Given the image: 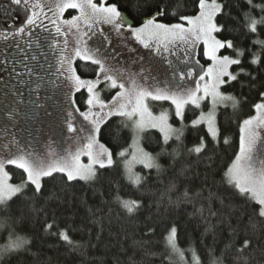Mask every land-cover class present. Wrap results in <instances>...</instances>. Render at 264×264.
I'll return each mask as SVG.
<instances>
[{"label":"snow or ice","instance_id":"1","mask_svg":"<svg viewBox=\"0 0 264 264\" xmlns=\"http://www.w3.org/2000/svg\"><path fill=\"white\" fill-rule=\"evenodd\" d=\"M190 3V13L185 8L177 14L168 10L170 5L165 0H137L130 5V11L125 10L129 5L122 6L119 0H11L27 14L26 26L40 21L45 30L54 29L53 40L65 38L56 73L63 77L62 87L68 89L67 132L75 134L71 138L79 147L45 162L37 155L33 139H18L17 133L5 127L0 136V152L4 154L0 156V229H8L9 238L0 247V259L30 251L31 239L15 233V226L25 219L26 208L33 214L43 211L44 232L56 236L70 251L86 248L85 243L73 239L70 233L76 229L71 224L60 227L55 208L51 221L47 219L50 202L56 208L65 203L66 189L49 188L56 179L66 188L83 182L99 196V204L88 209L97 223L105 215L118 212L140 230L142 239L135 240L134 245L143 255L139 260L129 256L128 264H143L144 258L157 255L144 246L164 222L168 208L180 203L192 205L194 214L206 225L205 235L211 233L214 240L228 239L211 264H251L257 251L264 252V91L258 92V102L251 105L254 114L236 121L238 145L230 164L223 169L218 165L220 149L230 144L227 136L222 138V120L231 119L220 109L231 108L235 113L247 100L243 90L255 89L258 76L264 73V38L258 31L264 30V4L253 0H243L244 7L241 0ZM256 9L259 18L253 15ZM68 10H76L77 14L65 19ZM166 16L175 17L176 22H162ZM228 20H233L236 27L230 28ZM62 26L74 30L77 36L71 57L64 54L69 32ZM237 28L243 29L242 35L259 49L248 48L247 61L245 48L234 42ZM18 33L24 34L25 27H20ZM113 33L147 50V56L134 61L141 64V70L128 73L127 78L120 54L110 39ZM98 34L105 43L93 40ZM124 47L129 52L137 51L128 43ZM167 54L177 56L179 63L168 59ZM76 58L95 66L93 79H82L77 74ZM201 58L206 64L201 63ZM161 61L168 65L164 73L158 68ZM237 88L239 94H233L231 90ZM105 90L115 92L104 98ZM77 93L83 95L85 110L77 104ZM150 102H167L168 107L153 112ZM186 110L198 113L189 123L185 122ZM173 116L178 127L170 122ZM8 119L13 121L15 116L9 114ZM189 130L196 136L191 146L185 143ZM153 131L159 134L155 140L150 135ZM83 157H87V163ZM137 165L142 173L136 171ZM8 166L20 170L19 183L11 182ZM113 172L119 174L114 176ZM153 172L158 184L166 173L174 177L158 196L150 183ZM55 173L62 175L57 177ZM121 179L150 198H125L120 193ZM193 183L197 186L193 187ZM37 200L44 201L39 210L35 207ZM165 228L169 260L178 257L188 264L185 250L177 243L178 225L172 222ZM187 251L191 253V264H201L194 247Z\"/></svg>","mask_w":264,"mask_h":264},{"label":"trees","instance_id":"2","mask_svg":"<svg viewBox=\"0 0 264 264\" xmlns=\"http://www.w3.org/2000/svg\"><path fill=\"white\" fill-rule=\"evenodd\" d=\"M119 2L122 6L127 3L129 7H126L125 10L130 11V5L136 3L137 0H119ZM233 2L234 0H229V3ZM253 2L264 4V0H253ZM165 3L170 5L168 9L170 12L175 11L179 14L185 11V8L189 13L192 11L190 0H165ZM241 7H244L243 0H241ZM245 10L247 9L245 8ZM236 15L237 12L234 8L233 16ZM253 15L259 18V9H256ZM9 16L0 9V98L4 100L10 98L17 106L21 105L23 107L27 96L32 95L33 90L36 88L33 86L38 82L35 78L39 76L40 70H46L49 79L52 77L49 72L51 67L49 60L56 53L53 48L56 39L53 40L54 35L45 30L32 31L31 35L27 32L24 36L12 37L9 32L15 30V28L11 27V24L9 25L10 20H12ZM161 20L162 22H176L175 17L168 16L161 18ZM227 23L230 28L236 27L233 20H228ZM258 31H260V38H264V30L258 29ZM242 32L243 29H236L233 34L235 37L234 42L245 48V61H247L250 59L247 49L252 48L253 51H259V49L252 46L250 39L245 38ZM252 38H255V36L253 35ZM262 56H264V53H262ZM245 66H247L246 63ZM76 69L83 79H93L95 76V66L90 65L89 62L79 60L76 63ZM249 70L253 69L249 68ZM231 91L233 94H239L238 88ZM259 91H264V73L258 76L255 89L249 91L245 88L243 90V95L247 97V100L242 103L235 113L231 108L220 109L222 113H227V116L231 118L230 120L227 118L222 120V138L227 136L230 144L220 149L218 156L220 169L230 164L238 145L236 121L254 114L251 105L258 102ZM114 92L115 90H111L105 97L110 98ZM75 98L81 109H85L82 93H77ZM162 107H168L167 102L153 105V110L159 112ZM196 114L198 113L195 110H186L185 122L189 123ZM112 119L118 121L121 118L113 117ZM171 123L179 126V122L174 116ZM150 135L155 140L159 134L153 131ZM195 139L196 136L189 130L186 133L185 143L191 146ZM119 171L122 173V167ZM136 171L142 173L141 166L137 167ZM11 172L13 173L14 182L21 179L20 170L12 168ZM112 174L115 176L119 173L113 172ZM54 175L59 177L62 174L55 173ZM155 175V172H153L150 183L152 191H155L158 196L161 192L166 191L169 181L174 177L172 173H166L161 177L163 182L158 184ZM218 179L219 177H217ZM120 184V193L125 198H143L145 200L150 198L136 191L135 186L126 179H121ZM195 186H197L196 183H193V187ZM49 188L56 191L66 189V192L64 196L65 203L58 208L50 202L47 208V219L51 221V211L55 208L60 227L71 224L76 229L75 232L70 233L73 239L85 243L86 248L82 251H70L56 236L44 232L43 226L46 217L43 211L33 214L26 208L25 219L15 226V233L31 239L30 251L6 255L0 259V264H117V258H119V264H128L129 256L134 255L137 260L142 257V250L134 245L135 240L142 239L140 230L136 229L122 213L118 212L105 215L103 220L97 223V218L92 216L88 209L99 204V196L95 195L92 189L83 182H80L75 188H66L61 180L56 179L49 185ZM105 195L107 197V193ZM108 198L110 199V197ZM151 199H155V197H151ZM43 204V200H37L35 207L39 210ZM161 211L163 212V209ZM164 216L165 220L158 225L151 242L144 246L149 251L157 253V255L144 258L143 264H184V262L179 261L178 257H174L173 260L168 258L164 241L166 235L165 225L168 223L175 222L178 225L177 243L181 249L185 250V259L188 264H191V254L187 251L190 247L195 248L201 264H211L212 257H219L225 245L229 242L227 238L222 237H217L214 240L211 233L205 235L206 225L198 215L194 214L193 207L190 204L180 203L172 206L168 208ZM8 238L9 230L0 229V247H3L6 241L8 242ZM143 239H147V237H143ZM236 243L239 244V240ZM206 245L208 247H205ZM251 264H264V252L257 251L251 260Z\"/></svg>","mask_w":264,"mask_h":264},{"label":"rangeland","instance_id":"3","mask_svg":"<svg viewBox=\"0 0 264 264\" xmlns=\"http://www.w3.org/2000/svg\"><path fill=\"white\" fill-rule=\"evenodd\" d=\"M48 3H54V0H46ZM0 9L6 12L12 20H10L9 25L15 28V30L10 31V35L13 37V33H17L14 37L18 35L24 36L27 32L32 31H40L45 30L41 25L40 21H37V25L28 27L25 24L26 21V13L24 10L20 9L18 6L11 4V0H0ZM70 13V14H69ZM77 14L76 10H68L65 13L64 18L70 19L71 15ZM46 23V22H45ZM20 27H25V33L19 34L18 29ZM65 31L69 32L67 37V50L64 53L65 55L71 57L74 54V49L77 44V36L74 34V30H70L65 26ZM48 31V30H45ZM49 32V31H48ZM55 36L54 29L49 32ZM112 40V45L116 49V52L120 54V57L123 61L122 71L124 72L125 78H127L128 73H135L141 70V64L139 62H134L139 56H147V50L143 49L140 45L135 44L134 41H123L119 37H116L113 33L110 36ZM65 38L63 36L56 37L53 48L56 51L55 55L50 58L49 72L52 77L49 79L47 76V71L41 69L38 73L39 76L35 79L38 80L37 84L33 87H36L32 95H28L24 106H17L15 102H13L10 98L8 100H4L0 98V136L4 134L5 127L11 129L12 132L17 133V138H28L33 139V146L36 150L37 155L48 162L56 157L64 156L69 151H76L79 147V143L74 141L71 137H74V133L67 132V127L65 123L66 112L68 109L67 102V91L66 87H62L64 85L63 77L59 76L56 73V68L58 66L59 57L61 51L65 49ZM94 41L98 44H103L105 41L103 37L99 34L97 37L93 38ZM89 45L93 44V41L90 40ZM124 43H128L129 47H135L137 51L129 52L127 48L124 47ZM168 59L173 60L174 63H179L177 60V56L167 54ZM179 55V54H178ZM158 61L161 60L160 57L156 58ZM79 58L75 59L74 67H76V63L79 61ZM201 63H205L201 58ZM160 73H164L168 69V65L166 62L161 61L158 65ZM77 70V69H76ZM77 74L79 72L77 71ZM80 75V74H79ZM42 77V78H39ZM82 77V76H81ZM83 79V78H82ZM87 79V78H84ZM59 85V86H58ZM83 91V90H82ZM111 90H105L102 93V97L110 93ZM16 95V94H15ZM4 100V101H3ZM161 102H150V106L153 110V105L159 104ZM207 102H205L206 104ZM35 110V117L33 118L35 121V135H28L27 130V121L30 120V114L33 115ZM85 110V109H81ZM153 112H155L153 110ZM12 114L15 116L13 121L8 119V115ZM171 122V121H170ZM175 126V125H174ZM178 127V126H177ZM11 139L9 135L7 137ZM23 142V139L21 140ZM4 155L0 152V156ZM85 163H87V157L82 158ZM137 167H140L137 165ZM136 167V168H137ZM8 169L11 172L12 166H8ZM12 173V172H11ZM18 181V182H17ZM14 182L13 173H12V183H19L20 180ZM7 243V241H6ZM191 254V253H190Z\"/></svg>","mask_w":264,"mask_h":264},{"label":"flooded vegetation","instance_id":"4","mask_svg":"<svg viewBox=\"0 0 264 264\" xmlns=\"http://www.w3.org/2000/svg\"><path fill=\"white\" fill-rule=\"evenodd\" d=\"M30 120L27 121L28 125H27V130H28V135H30L31 137L35 135V121H34V117H35V110L33 112V115L30 114ZM32 139V138H31Z\"/></svg>","mask_w":264,"mask_h":264}]
</instances>
